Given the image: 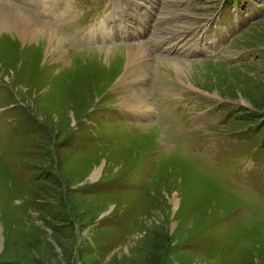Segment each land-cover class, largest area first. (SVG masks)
Segmentation results:
<instances>
[{"label": "rangeland", "instance_id": "374dc122", "mask_svg": "<svg viewBox=\"0 0 264 264\" xmlns=\"http://www.w3.org/2000/svg\"><path fill=\"white\" fill-rule=\"evenodd\" d=\"M248 1L119 0L127 29L145 18L153 43L171 38L158 51L106 41L103 0L0 1L56 26L65 55L43 63L15 44L0 62V264H264V0L239 14ZM199 39L203 50L177 49ZM137 42L152 67L132 85L79 70L99 47ZM162 56L203 64L182 78ZM72 75L96 89L70 91ZM119 85L148 89L149 116Z\"/></svg>", "mask_w": 264, "mask_h": 264}, {"label": "bare ground", "instance_id": "6f19581e", "mask_svg": "<svg viewBox=\"0 0 264 264\" xmlns=\"http://www.w3.org/2000/svg\"><path fill=\"white\" fill-rule=\"evenodd\" d=\"M57 1L58 0H53L50 3L54 4ZM9 7L0 5V62H9L12 64L13 62H15L16 56L14 54V49L17 47L15 44L21 46L23 50L22 52L24 54L29 53L28 49L33 48V46L35 45L38 53L35 54L34 59L38 61L40 60V57H42L43 63L45 62L44 60H46V58L48 59L50 56L55 55L59 57H65V55L59 54V51L56 47V45H58L57 42L59 38H62L59 32L56 30V26H50L49 23L34 17L32 14L25 12L24 9L20 7L16 8L14 6V8L11 7L12 9H10ZM27 40H33V42L28 43ZM148 49L149 48H146L142 42H137L126 46H112L111 48L99 47L97 49V52L99 53L86 56V58H88L86 60L87 65L84 68H80L79 70L82 69L84 71L86 68H89L94 72L88 78H85L86 80H89L90 84H92L91 82L93 81H98L101 86L104 87L106 83L108 84L112 81V79L110 78L113 75L111 74H115L116 71H119L122 74H118L116 77L118 83H120L121 78H123V80L130 79L129 83L132 85L133 83H135V78L139 79L140 77H146L144 76V74L148 72V69L150 67H152V62H148L150 59L149 55L151 54ZM99 50H102L103 53H101ZM110 50L111 52H109ZM86 58H82V60H85ZM97 61L99 63L104 62L105 64H108L110 66L109 69L104 71L99 69L97 66L100 64L96 63ZM194 63L203 64V61L196 60L186 62L171 56H162L159 62L160 65H164L165 67L170 69L172 73L176 74L177 76L180 75L182 78L187 77V75L192 71L187 68V65L190 66ZM155 66H157V63ZM98 74H100V76ZM130 74L133 75V77H130ZM85 79H82V77L77 75H72L67 80L69 84L66 88H69L70 91H75L76 89L80 88L78 93L85 91H88V93H90V91L96 89L95 85H91V88L90 86L85 87L83 82V80ZM91 79L94 80L91 81ZM101 86L100 89L103 88ZM118 87L121 88L120 85ZM121 89L127 91L125 92L126 95L123 96V98H126L124 102H126L125 106L127 108L131 110L139 109V111H143V113H141L146 116L148 115V113H150L151 100L150 92L148 91V89H146L145 87L127 88V86H124ZM155 130L159 131L160 129L155 128ZM148 139H150V137H148Z\"/></svg>", "mask_w": 264, "mask_h": 264}]
</instances>
